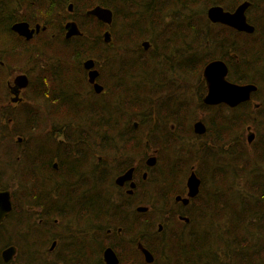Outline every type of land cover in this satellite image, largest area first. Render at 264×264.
<instances>
[{"label":"trees","instance_id":"16d2710c","mask_svg":"<svg viewBox=\"0 0 264 264\" xmlns=\"http://www.w3.org/2000/svg\"><path fill=\"white\" fill-rule=\"evenodd\" d=\"M8 1L0 0V43L3 45L0 46V82L5 83V67L11 65L7 64L6 61L13 63L15 59L20 58V56L15 55L17 51H20L19 55L25 61L27 73L32 76V86L31 93L26 95V103L21 107L17 106V110L15 106L10 105L8 99H3L2 105H0L2 111L0 115V143L2 142L0 154L5 146L0 157L3 159V155H5L6 163L7 165L11 163V167L15 163L26 165L25 169L21 170V174L24 175L17 180L19 188L23 190L33 189L40 180L46 187L52 188L53 185L49 178L45 179L39 176L38 156L42 151V146L38 145H41L40 142L43 145L44 141L55 140L56 134L59 136L60 133L41 129L40 111L42 105L46 110H51L53 105L56 106V104L50 98L43 96L46 91L43 89L45 86L44 81L42 80L41 84L36 83V71L40 62L48 61L51 62L50 65L55 61L68 63L71 61V55L66 49H57L56 56L54 51V55L47 58L44 53L46 52L45 49L42 50L43 54L39 53V48L36 45L37 41L32 44H23L21 47L17 38L8 28L10 22L19 18V12L15 11L26 8L31 13L39 6V13L34 18L27 17L26 19H37L50 27L53 6L52 4L46 5L44 0H25L24 2L11 0L12 6L8 4ZM136 1L121 0L118 15L119 20L123 23L122 28L130 25L134 28H142V21L134 18L133 6ZM242 1L220 0V3H218V0H215V3L230 10ZM250 2L253 9L251 8L249 14L257 13L255 21L250 17V21L255 28L253 35L223 32L221 29L211 27L204 19L187 20L182 29L186 38L193 36L192 38L195 39L190 43L192 46L198 47L201 43L204 46L209 42L210 48L215 51V55L208 54L206 50L203 53L197 51L187 52L186 66L182 70L185 77L193 73L192 77L196 78L195 80L198 82L199 94L198 99H196L195 111L203 114V122L207 128L204 136H196L192 130V125L187 129L191 105L189 95H186L185 77H183L185 95L178 98L170 88L172 82H168V72L165 68L159 66L147 68L123 64L121 68L113 72L108 69L110 75H113L117 82L121 84L118 93L123 98L121 100H119L120 98L117 99L116 104H112L107 100L105 107H101L99 112H97V106L92 107L90 113L92 122L89 125V130H75L74 128V130L65 131V140L71 142L70 147L76 148L79 143L89 147L90 151H87V156L92 160L95 156L92 151L94 142L96 143L94 136L96 134L101 135L103 140L101 146H99L100 151L104 153L112 147L119 149L122 154L119 167L113 168L114 174L110 176L112 178V176L129 168L130 165L128 166V158L126 157L133 154L132 152L136 151L138 146L146 140L139 141L135 136L136 132L141 129L146 130L148 141L156 145L151 149L157 151L159 155L158 165L154 169L155 173L153 172V175L158 171L161 164L160 160L165 159L166 161L167 158H170L169 152L166 150L168 147L176 151L173 152L176 154L173 157L175 162L172 167L169 166L161 171L162 173H158L153 181H149L154 186L153 196L149 199L146 196L145 203L137 200V205H144L149 211L142 215L132 212L135 214V220L130 219L129 212L125 209L126 204L122 199L118 200V205L109 204L108 201L105 202V190L100 193L101 186L98 185L100 182L91 179L93 184L88 183L91 193L90 204L87 207L85 206L82 211L80 210L81 216L85 212V214H90V219L80 223V231L77 233L76 226L78 225L75 224L76 226L72 230L73 236H71V239H73L72 244H74L73 250H69L71 254L69 251H65L68 256L65 260L59 259L60 264H101L102 248L113 245L111 239L104 233L110 228L115 233L117 226L122 228L123 235L137 233L139 242H142L154 254L155 264H264V15L261 12L262 0H250ZM17 7L19 8L17 9ZM173 26L174 22L169 27ZM154 27H162V22L157 21V25ZM198 28L206 31L203 32L202 36L194 34L190 36L191 33H196ZM52 32L53 35H51ZM195 36H198L197 40ZM54 38L53 28L47 33V36L41 37L52 48L54 47ZM74 56H76V53ZM216 58L228 60L229 66H231L228 77L231 82L252 84L257 87L253 100L261 104L259 109L254 110L250 103H245L236 109H229L225 106L207 107L202 103L205 93L202 70L208 60ZM1 64H3V67H1ZM246 65L255 66L252 75H248L244 72V69V71L242 70L241 66ZM67 69L64 64L58 71L57 76H54L53 73L57 71L49 68L48 73L45 75L49 80L45 78L44 80L51 86L54 78L65 79L67 77ZM158 71L161 76L158 75ZM153 79L156 84L151 83ZM176 84L172 83L173 87H176ZM35 87L38 88L39 92L36 91ZM51 87L55 88L54 85ZM48 92L49 94L54 93V91ZM49 94L48 96H50ZM61 94L62 101L59 105L65 104L64 108H67L71 103L68 100L69 96L65 89ZM72 102L75 103L74 100ZM55 106L54 108H56ZM71 111L63 116L71 113L66 119L68 118L75 126L79 125L81 123L79 119L82 113L81 109L74 106ZM95 112L100 114L94 117ZM252 116H256L255 119L258 120L261 129H255L256 122H252ZM134 122L138 123L137 129H134ZM247 125L255 126L253 129L257 133L256 140L249 148L237 136L238 131ZM171 126H174V128L171 129ZM36 130L37 132L40 131L41 134L43 133V137H38L33 141L26 140L27 136ZM112 134L115 135V139L111 137ZM15 138L23 141L20 148L27 151V155L16 152L18 147L15 148L14 146L16 144L14 143L16 142ZM188 138L203 140L200 148L193 150L184 147V144L190 141ZM161 144L166 145L160 146ZM78 147V149L83 148ZM183 150H186L189 156L181 153ZM163 151L167 152L162 154ZM50 152V150L47 151L49 154ZM19 157H21V161L17 160ZM74 157L71 159L76 162L79 157L76 154ZM80 161L86 162L87 159ZM105 164L108 172V163L105 162ZM5 165V162L0 164V167H2L0 180L7 175ZM192 169L196 172L202 185L195 202L198 208L194 210L195 212L193 211L191 234H188L184 228L179 227L177 224L176 231L172 232L171 228L168 230V227L165 226L163 232L157 234L156 225L169 222L173 217V212L170 211L171 208L165 209L164 205L180 194L179 184L185 180ZM168 171L170 175L167 176L165 172ZM108 178L109 176L106 173V180ZM240 180L243 182L242 185L239 183ZM14 182L16 183V181ZM1 183L3 182L1 181ZM86 187L87 185L84 189ZM33 203L34 200L32 205ZM78 213L73 209L71 215L65 214L66 222L69 223L73 218H77ZM27 214L29 213L26 211L25 215L22 214L23 219L27 218L25 224L15 223L14 227L10 228L17 234V240L29 237V233L33 229ZM57 215H60V213L50 211L47 218L53 219ZM166 215L170 216L163 221ZM143 218H147L146 222ZM150 218L152 219L151 224L149 222ZM32 223L39 228L40 234L35 231L36 234H33V236H39L40 238L38 237L39 239L34 240V242H47L52 238L57 237L58 239V237L62 238V236L65 237L68 234L60 231L61 233L59 232L60 234L57 235L54 232L51 233L52 229L40 232L41 227L38 221L32 220ZM202 223L203 225H201ZM102 225H106L105 230H101ZM0 231H3V228ZM154 235L155 237L160 236L161 239L157 242V246L152 241ZM144 237H148L150 241L148 242V238ZM209 239L211 240L209 241ZM32 243L29 245L32 246ZM218 243L219 249L216 251L214 249ZM126 246V242L122 240L121 248ZM133 250L134 256L138 255L135 249Z\"/></svg>","mask_w":264,"mask_h":264},{"label":"flooded vegetation","instance_id":"af4514ba","mask_svg":"<svg viewBox=\"0 0 264 264\" xmlns=\"http://www.w3.org/2000/svg\"><path fill=\"white\" fill-rule=\"evenodd\" d=\"M10 1L11 0L8 1V4L12 6ZM15 1L24 2L25 0ZM44 2H46V5L52 4L53 6L51 14L52 23L50 24V27L43 24L42 21L39 22L37 19H26L27 17L34 18V16L39 13V6H37V9H34L31 13L28 12L25 6H23V8H25L24 10L20 8L15 11L19 12V18L10 22L8 28H10L14 37L17 38L21 47L23 44H32L35 41H39L40 37H45L46 34L51 31V28H53L55 37L54 45L58 44V49H64L60 47L65 46L68 53L73 58V62L65 63L62 61H55L52 65H50L51 62L48 61L40 62V65L37 67L38 70L36 71V83L41 84L43 80L44 85L46 86L43 88L46 90L43 93V96L45 98H50V100L56 104V106L54 105L56 108H52L49 111L41 109V129L60 133V135L58 136L56 134V137H54L55 140L44 141L43 145L40 142L39 144L41 145H38L40 147L42 146V151L38 156L39 176L45 179L49 178L53 187H46L39 179V183L37 182V186L33 189L23 190L19 188L17 180L24 175L23 173L21 174V170L25 169L26 165H22L23 163H15V165L11 167V163L7 165L5 161L7 175L0 180V182H3L0 184V192H6L9 194L11 210L2 219L0 229L3 228L8 232L11 227H14L13 225L15 223H22V225L25 224L27 218H24V220L22 214L25 215L26 211L29 213L31 227H33L34 230L32 229L29 233V237L25 239L17 240V238H15L12 239L13 241L7 240V244L0 247V264H60L58 260H65L66 256H68V253L66 254L65 251H69L70 249L73 250L74 244H72L73 239H71V236H73L72 230L78 225L76 226V233L79 232L80 223H83L86 219H90V214H85L84 212L82 217L80 213V210L82 211L85 206L87 207L90 204L91 193L88 181L91 179L99 181L101 186L100 193H102V191L104 192V182L106 180L107 169L105 161H103L104 157L101 155L103 153L102 151L99 150V154H95L91 160V158L87 156V151H90V148L81 145V143H79L78 146L83 147L82 149H78V146L76 148L70 147L71 142L65 140L64 132L74 130V128L75 130H89V125H91L92 122L90 116L92 107L97 106V112H99L101 107H105L107 100L112 104H116L117 99L120 98L119 100H121L123 98L121 94L118 93L121 84L117 82L113 75H110L108 69L113 72L114 70L121 68L123 64L147 68L158 66L165 68L166 72L169 73L167 75L169 83L172 80V76L179 77L177 79L178 83L176 84V87H173L171 83L170 88L178 98L182 97L185 95L184 75L182 74V70L186 66V53L189 51H195L198 48V53H203V51L206 50L208 54L215 55V51L210 48L209 42L204 46L201 43L200 46L197 45L198 47H194L190 44L195 40L192 38L193 34L202 36L203 32L206 30L198 28L196 33L193 32L190 34L192 37L186 38L185 32L182 30L185 22L187 20H201L202 18L197 15V12L203 11V19L207 21L211 27L232 34H243L223 24L212 23L208 18V10L210 7L215 6L221 7L224 12L233 13L239 5L245 2L249 3L250 0H243L238 6L230 10L217 3L204 6L202 0H137L133 6V13L135 15L134 18H138L142 21V28H134L132 25L122 28V21L119 20L118 15V12H120L119 6L121 0H44ZM263 2L264 0H262V10ZM18 8L19 7H17V9ZM96 8L111 11V24L104 23L98 20L96 16L89 14ZM251 8V6L248 7L246 14L250 13ZM157 21L162 22V27H154L157 25ZM172 22H174V26L169 27ZM20 23L27 24L29 30L33 32L32 37L29 40H27L24 35L20 36L18 33L14 32L13 27ZM68 24H74L77 27V32L69 37H67L68 30L65 29ZM90 26L95 28H91ZM106 35H108V37H106ZM198 36H195L196 40ZM75 53L76 56H74ZM75 57L76 59H74ZM214 61H221L226 65L228 69L226 80L228 82L236 85H246L237 84L229 80L228 75L230 67L228 60L225 61L220 58L208 60L205 66ZM86 63H91L90 69L85 68ZM64 64L68 68L67 77L65 79L59 77L54 78L53 82H51V86L54 85L55 88L51 87L48 82L44 80V78L49 80L45 76L48 73V69L51 68L57 71L56 73H53L54 76H57L58 71ZM205 66L203 67V70ZM1 67H3V64H1ZM176 69L178 70L177 75L175 71ZM170 70L173 71L171 72ZM203 70L202 80L204 81L205 86V97L207 94V87L203 77ZM90 73H97L93 83L90 82ZM12 74L14 75L12 80L10 78L5 80L8 100L10 105L21 107L26 103V95L31 93L32 76L27 73V70H24V68L22 71L13 70ZM20 76H24L27 79V85L25 88H18L14 85L15 79ZM151 83L156 84L154 79L151 80ZM95 87H98L97 89H99V91H96ZM35 89L39 92L37 87H35ZM64 89L69 96L68 100L71 101L67 108H64L65 104L59 105L60 101H62L61 93ZM40 90H42V88H40ZM48 91H54V93L49 94ZM48 94L50 96H48ZM254 94L255 93L252 94L251 100L247 103H250L253 109L257 110L261 107V104H258L253 100ZM16 97L17 102L13 103L12 99ZM204 97L202 98V103ZM72 100H74L75 103H73ZM204 105L207 107L225 106L229 109H236L243 104H240L235 108H230L225 104L213 106ZM74 106L81 109L82 112L79 118L81 123L76 126L68 118L66 119L71 113L67 116H63L68 112H72L71 109L73 110ZM97 112H95L94 117L100 114ZM200 115L203 114L200 113ZM198 121L203 122V118H199L194 123ZM133 125L134 129L138 128L137 122H134ZM173 128L174 126H171V129ZM15 143L18 146L16 152L22 153V155H27V151L20 148L23 141L18 139ZM48 150L51 151L50 154L47 153ZM154 152L157 155V151L154 150L152 154L153 156H149L145 160L146 168L152 167L148 168L149 170H152V173L158 165V160L154 155ZM75 154L79 157L76 159V162L71 159L75 158ZM133 156L134 155L131 154L126 157L128 158V166L130 165L129 168L112 176L111 179L114 184V190L118 191V195L121 197L124 204L129 206L134 213L142 215L147 213L149 209L145 207L147 209L146 212H137V208H139L137 205V195L145 191L149 192V190L154 192V186L146 181V178L148 179L146 170L140 175L139 169L135 165V161H133ZM150 158H153L155 161L153 166L147 165V161ZM82 159H87V161H80ZM17 160L21 161L22 159L19 157ZM130 170H132L131 180L119 185L116 184V180L124 176ZM192 173L196 175L194 169L190 171L189 176ZM196 177L198 178L197 175ZM187 179L186 181H181L179 184V188L182 190L179 195L173 198L172 205H169V201L168 204L164 205L165 209L171 208L170 211L173 212V217L169 222L156 225L157 234H161L165 226L168 227V230L171 228L172 232L174 230L176 231V224L179 225V227L184 228L188 234L191 232L193 213L195 212L194 210H197L196 208H198L195 205V202L200 193L202 184L201 180L198 178L200 181L198 195L194 198H187ZM72 180L73 182L71 183ZM14 181H16V183ZM14 185L17 187H13ZM86 185L87 187L84 189ZM178 198L180 199L178 200ZM185 199L188 200L187 203L183 202ZM33 200L34 203L32 205ZM73 209L79 212L77 218H73L71 222L69 221V223H67L65 214L71 215ZM50 211L59 212L60 215H57L56 218L49 219L47 218V214ZM169 216L170 215H166L163 221L168 219ZM32 220L35 222L38 221L41 227L40 232L52 229L53 231L51 233L54 232V234L57 235L61 233L60 231L67 232L68 234L65 237L62 236V238L58 237L59 240L55 237L47 240V242H34V240H38L40 237L33 236L37 231L39 234V228L32 223ZM105 229L106 225H102L101 230ZM104 235L111 239L113 245L104 246L102 248L101 264H106L103 260V253L107 249L113 251L118 260V264H155L156 259L154 254L146 248L142 242H139L137 233L133 232L131 235H123L122 228L117 226L115 233L112 228H110L105 231ZM122 240L127 244L124 248H121ZM160 240V236H153L152 241L155 246H157V242ZM149 241L150 239L148 238V242ZM30 243H32V246L29 245ZM139 244L150 252L153 257L152 263L146 262L145 255L138 248ZM9 248H14L15 253L10 259L5 261L2 253ZM133 249H135L138 255L134 256ZM70 251L69 253L71 254Z\"/></svg>","mask_w":264,"mask_h":264},{"label":"water","instance_id":"95a60500","mask_svg":"<svg viewBox=\"0 0 264 264\" xmlns=\"http://www.w3.org/2000/svg\"><path fill=\"white\" fill-rule=\"evenodd\" d=\"M249 7V3H243L238 6V8L233 12H224L221 7H212L208 10V18L212 23L223 24L232 27L238 32H244L246 34H253L255 29L253 26L249 25L246 21L245 12ZM264 10V4H263ZM89 14L94 15L98 20L111 24L112 13L107 9L96 8L92 10ZM66 30H68L67 37L75 34L77 32V27L74 24L66 25ZM14 32L18 33L20 36L24 35L27 40L32 37V31L29 30L28 25L24 23L17 24L13 27ZM108 37V35H106ZM86 69L91 68V63H86ZM228 74V69L226 65L221 61H214L205 66L203 70V77L207 87V94L203 99V103L206 105H218L225 104L230 108H235L240 104L247 103L251 100L253 93L257 91V87L252 84L246 85H236L228 82L226 80ZM97 73H90V82L93 83L96 78ZM14 85L18 88H25L27 85V79L24 76H20L15 79ZM96 91L98 87H95ZM12 102H17V97L12 99ZM194 134L202 136L206 134V127L202 121H198L193 125ZM250 132V129H248ZM254 139V135L250 132L248 134L247 142L251 144ZM155 163L153 158L148 159L147 165L153 166ZM132 170L128 171L124 176L116 180V184H122L123 182L131 180ZM200 181L194 173H192L187 179L188 188V198H194L199 193ZM180 198H178L179 200ZM187 203L188 200H183ZM11 210V204L9 199V194L6 192H0V223L6 214ZM147 209L140 207L137 212L144 213ZM139 250L145 255L146 262L152 263L153 257L146 249L143 248L141 244L138 245ZM15 253L14 248L6 249L2 254L5 261L10 259ZM103 260L106 264H118V260L111 249L105 250L103 253Z\"/></svg>","mask_w":264,"mask_h":264},{"label":"rangeland","instance_id":"374dc122","mask_svg":"<svg viewBox=\"0 0 264 264\" xmlns=\"http://www.w3.org/2000/svg\"><path fill=\"white\" fill-rule=\"evenodd\" d=\"M206 10V9H205ZM252 20H254L255 21V19H253L252 18ZM122 25H123V23H122ZM54 30V29H53ZM51 35H53V32L51 33ZM46 36H47V34H46ZM55 40V39H54ZM36 45H37V48H39V53L41 54H43V52H42V50L43 49H45L46 50V52H44L45 53V55L47 56V58H49V57H52L53 55H54V51H55V56H56V51H57V47H59L58 46V44H56V45H54V47L52 48L51 46H48L46 43H45V41H43V39H41V37H40V39H39V41H37V43H36ZM0 46H3L1 43H0ZM60 48H64V49H66L65 48V46H61ZM16 49H19V48H16ZM20 50V49H19ZM67 50V49H66ZM17 51V50H16ZM197 50H195V52H196ZM20 54V51H17L16 53H15V55H17L18 57L20 56V58H17V59H15L14 60V62L12 63V62H10V61H6V63L7 64H11L9 67L7 66V68L5 67V80H7V78H10L11 80H12V78H13V70L15 71V70H23V68H24V70H26V65H25V61H24V59L21 57V55H19ZM186 56H187V54H186ZM65 57V56H64ZM63 57V58H64ZM70 62H73V58H72V56H71V61ZM23 65H24V67H23ZM176 71V75H177V73H178V70L176 69L175 70ZM159 72V71H158ZM169 74V73H168ZM167 74V75H168ZM158 75H160L161 76V73L159 72L158 73ZM194 74L193 73H191V74H188V77L186 76H184L185 77V82H186V84H187V88H186V95H189V100H190V105H191V112H189V114H188V117H189V119L187 120V129H188V127L189 126H193V124H194V122L196 121V120H198L199 118H204L203 117V115H200V112L199 111H195V109H196V99H198L197 98V96H198V89H199V86H198V82L192 77ZM175 77V78H174ZM160 78V77H159ZM172 78V83L173 84H176V82L178 83V76H172L171 77ZM176 79V80H175ZM159 80V79H158ZM3 99L5 100V99H8V96H7V91H6V86H5V83L4 82H0V105H2V101H3ZM9 102V101H8ZM42 105V104H41ZM137 108V107H136ZM135 108V109H136ZM15 109L17 110L18 109V107L17 106H15ZM41 109L42 110H46L45 109V107H43V105H42V107H41ZM53 109H54V105H53ZM134 109V108H133ZM138 109V108H137ZM33 112H34V110H32ZM47 111H49V109L47 110ZM1 113H2V111L0 110V115H1ZM256 118V116L255 117H253L252 116V118H251V120H252V122L253 121H255L256 122V128L255 129H261V126H260V124H259V122H257L258 120H256L255 119ZM122 119H126V118H122ZM205 124V123H204ZM191 126V127H192ZM247 127H250L251 129H250V132H252V134L254 135V139H253V141H255L256 140V137H257V133L255 132V130L253 129L255 126H251V125H247V126H245V127H242L241 128V130H239L238 131V133H237V136H238V138H240L241 140H242V143L244 144L245 143V145H247L248 146V148H249V146L253 143V141H252V143L251 144H248V142H247V138H248V134H249V131L247 130L248 128ZM245 128V129H244ZM155 134H157V133H155ZM135 136H137V138H138V140L140 141H143L144 139H146V140H144L143 141V144H141L140 146H138V149L136 150V151H134V152H132L133 153V161H135V165L138 167V169H139V172H140V175H142L141 173L144 171V170H146V173H147V177H148V179L146 178V181H148V183H149V181H153L154 180V178H156V176H157V174L158 173H160L161 171H163V170H165V169H167L169 166L170 167H172L173 166V163L175 162V160L173 159V157H174V155H176V154H174L173 152H176V151H174L171 147H168L166 150L169 152L168 154L170 155V158H167L166 159V161H165V159H162V160H160V162H161V164L159 165V167H158V171H156V174H154L153 175V173H152V170H149L148 168H152V167H148V168H146V165H145V160H146V158L147 157H151V156H153L152 154H153V151L154 150H152L151 148H154L156 145H154V144H151L149 141H148V139H147V132H146V130H139L138 132H136V134H135ZM232 137L234 136V135H231ZM38 137H43V133L41 134L40 133V131L39 132H37V130L36 131H32V133L30 134V135H28L27 136V138H26V140H35L36 138H38ZM95 138H96V143L94 142V147H93V153L94 154H99V146H101V143H102V136L101 135H99V134H96L95 136H94ZM111 137H114V139H115V135L114 134H112L111 135ZM21 138V137H20ZM189 139V138H188ZM15 141H18L17 140V138H15L14 139ZM190 141L188 142V143H186V144H184V147H186V148H191V149H193V150H196V149H198V148H200V144H201V142L203 141V140H201V139H189ZM2 143V142H1ZM1 143H0V146H1ZM15 143V142H14ZM117 143V142H116ZM166 144H161L160 146H165ZM169 145V144H168ZM167 145V146H168ZM192 145V146H191ZM12 146V145H11ZM15 146V148H17L18 146L15 144L14 145ZM4 149H5V146H4V148L1 150V154H3V151H4ZM175 150H176V148H175ZM248 150V149H247ZM167 151H163V153L162 154H164L165 152H167ZM248 152V151H247ZM181 153H185V155L186 154H188L187 153V151L186 150H183ZM1 154H0V156H1ZM103 157H104V160L103 161H105V162H107L108 164H107V167H108V172H107V176H109V178L104 182V184H105V202L106 201H108V203L109 204H112V205H118L119 204V201L118 200H121V197L118 195V191L117 190H114V188H113V181H112V179L110 178V176L111 175H113L114 174V171H113V168L115 167V168H117V167H119V165H120V161H121V159H122V154H121V152H120V150L119 149H117V148H109V149H107L104 153H102L101 154ZM154 155L156 156V158H157V160H158V157H159V155L157 154L156 155V153L154 152ZM184 155V156H185ZM183 156V157H184ZM188 156H189V154H188ZM188 159H189V157H188ZM6 160H5V155H3V159L0 157V164H3L4 162H5ZM117 162V163H116ZM1 168L2 167H0V170H1ZM155 173V172H154ZM162 173V172H161ZM170 172L168 171V172H165V174L168 176V174H169ZM189 174H190V172L188 173V175L186 176V178H185V181H186V179H187V177L189 176ZM170 175V174H169ZM145 181V180H144ZM242 180H240V184L242 185L243 184V182H241ZM88 183L90 184V185H92L93 184V182L91 181V180H89L88 181ZM147 183V182H146ZM98 185H100V184H98ZM13 187H15V185L13 186ZM17 187V186H16ZM15 187V188H16ZM149 190V189H148ZM154 190V189H153ZM180 190H182V189H180ZM97 191V190H96ZM95 191V192H96ZM95 192H92V193H95ZM152 194H153V192L151 191V190H149V192H143V193H140L139 195H137V196H139L138 197V199L137 200H141V201H143L144 203H145V201L147 200V199H149V198H151L152 197ZM146 196H147V199H146ZM188 198V197H187ZM172 203H173V200L171 199L170 201H169V205H172ZM139 207H144V205H138ZM125 209L129 212V216H130V219H134L135 220V218H134V215L135 214H133L132 212V210L130 209V207L129 206H125ZM27 216H29L28 214H27ZM144 219V221L146 222V220H147V218H143ZM71 222V221H70ZM149 222H150V224H151V222H152V219L150 218L149 219ZM201 225H203V223L201 224ZM208 225V224H207ZM156 230H157V228H156ZM201 231H202V228L200 229ZM16 236H17V234L14 232V230H9L8 232H6V230L5 229H3V231H0V246H2L3 244H5V243H7V240H12V239H15L16 238ZM211 239H209V241H210ZM215 249L214 250H216V251H218V249H219V243L217 244V245H215ZM51 262V261H50Z\"/></svg>","mask_w":264,"mask_h":264},{"label":"bare ground","instance_id":"6f19581e","mask_svg":"<svg viewBox=\"0 0 264 264\" xmlns=\"http://www.w3.org/2000/svg\"><path fill=\"white\" fill-rule=\"evenodd\" d=\"M203 1V5L205 6V5H209V4H215V2H214V0H202ZM218 3H220V0H218ZM245 3H248V2H245ZM243 4V3H242ZM263 4H264V2H263ZM249 6H251L252 7V3L251 2H249ZM192 7V6H191ZM190 7V8H191ZM215 6H213V8H214ZM210 8H212V7H210ZM248 9V8H247ZM247 11V10H246ZM261 12H262V14L264 15V10H261ZM257 13L256 12H254V13H252V14H246V12H245V17H246V21H247V23L249 24V25H251V26H253V24L251 23V21H250V17L251 18H253V19H255L256 17H257V15H256ZM197 15L200 17V18H202L201 20H203V17H202V15H203V11H199V12H197ZM227 26V25H226ZM227 27H229V28H232V27H230V26H227ZM254 27V26H253ZM233 29V28H232ZM255 29V28H254ZM240 33H243V34H246V33H244V32H240ZM247 35H249V34H247ZM229 67H231V66H229ZM242 67V70L244 71V72H246V73H248V75H252L253 73H254V69H255V66L254 65H251V66H241ZM238 69V68H237Z\"/></svg>","mask_w":264,"mask_h":264}]
</instances>
